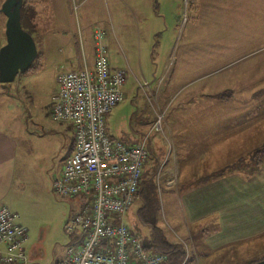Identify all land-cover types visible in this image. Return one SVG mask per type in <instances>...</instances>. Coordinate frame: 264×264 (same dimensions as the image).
Segmentation results:
<instances>
[{
    "label": "rangeland",
    "instance_id": "rangeland-1",
    "mask_svg": "<svg viewBox=\"0 0 264 264\" xmlns=\"http://www.w3.org/2000/svg\"><path fill=\"white\" fill-rule=\"evenodd\" d=\"M30 1L36 12L34 17L27 15L25 24L33 23L32 36L39 45L41 30L50 36L59 31L77 34L83 29L87 55L91 56L95 53V24L104 31L108 57L112 64L126 72V90L134 92L127 98L125 95V102L116 110L112 120L113 137L129 142L130 138L149 135V146L165 161L169 159L167 139L183 160L194 155L183 149L210 144L205 138L191 136L195 130L217 129L220 134L243 135L248 129H256L264 134L263 121L259 119L264 115L262 1L255 4L257 0H151L142 15L136 17L127 14V4L122 3L123 15L117 18L108 4L104 5L97 22L98 18H89L88 10L84 13V7L78 11L72 6L71 18L64 16V22L60 23L55 0ZM38 13L40 22L44 21L39 30ZM48 43L51 53H45L39 72L19 75L4 86L5 89L0 86V97L9 93L16 98L11 109H4V113L8 122L14 123L13 131L19 130L18 165L19 171L20 164L21 171L22 165H26V179L22 177L21 190L13 192L11 210L28 229L25 248L29 264H58L67 255L68 247L82 235L80 229L73 233L66 229L68 221L80 210L81 199L60 197L52 190L53 179L65 164L74 129L70 123L52 117L55 79L64 70L57 51L52 53V49L67 44V40H48ZM39 50H43L41 45ZM163 74L165 77L159 84L154 81ZM220 94L225 96L219 98ZM210 113L219 118H190L194 114ZM159 115H164L162 130H151ZM170 128L174 132L172 138ZM240 155L247 163L249 158L244 152H229L228 160L235 163ZM257 155L263 156L264 151ZM173 158L172 154L171 161ZM163 174L164 170L158 172L159 220L162 219L159 226L173 233L174 224L182 216L177 195L173 189H165L168 186L162 182ZM147 207L143 214H136L138 223L144 232L147 230L152 237L157 236L150 231ZM128 216L127 225L142 238L146 237V233L134 227L133 216ZM175 240L185 246L182 238Z\"/></svg>",
    "mask_w": 264,
    "mask_h": 264
},
{
    "label": "crops",
    "instance_id": "crops-1",
    "mask_svg": "<svg viewBox=\"0 0 264 264\" xmlns=\"http://www.w3.org/2000/svg\"><path fill=\"white\" fill-rule=\"evenodd\" d=\"M5 1L6 0H0V49L6 44L5 31L7 17L2 12V6ZM55 1L59 23L64 22V16H70L71 12H73L72 6L78 8V11L80 8L84 7V13L88 10L89 18H98L96 20L97 22L101 19L100 12L104 5H111L114 9L115 17L117 18L118 16L122 17L123 15L122 3L127 4V14L129 13L132 17L142 15L151 3V0ZM258 1H262L264 5V0H257L255 4H257ZM36 9L37 12H40L39 7ZM39 14L40 13H38L37 16ZM39 17L40 16H38V18ZM43 23L44 21H41L37 24L38 30L40 29V26L42 27ZM96 27L97 25L95 24L94 28L96 29ZM38 33L39 40H41L40 45L43 50H39L40 45L38 42H36V45L38 54L42 56V67L44 65L45 53H51L48 40L54 42L57 40H67V44H61L57 46L58 48L54 50L52 49V53L57 51L59 56L58 61L61 67H63L64 70H80L84 67H89L90 69L94 68V54L91 56L87 55L85 33L83 29L81 32H77V34L76 32H71L70 34L64 31H59L48 36L44 30L39 31ZM113 64L111 62L113 68H121ZM164 77L165 75L163 74L160 78H154V81H158L159 84ZM57 78L58 76L55 79L56 87L52 92V96L58 89ZM149 84H151V87L154 86L152 82ZM169 84L170 83L168 82V88ZM0 86L5 89V85L1 82ZM124 93L126 98L134 94L132 91H127L125 86ZM15 99L16 98L12 97L9 93L0 97V206L5 205L10 209L13 192L20 191L21 188L19 189V184L22 183L21 179L22 177L26 179V165H22L24 176L23 171H21V164L20 171L18 165L21 143L17 137L19 130H15V132L13 131L12 126H14V123L12 121L9 123L4 113V109H11L10 107L13 106ZM125 100L116 106L107 118L108 134L113 139L120 140L113 137L111 134L112 129H114L112 120L116 114V110L120 108ZM185 117L186 115L183 116V118ZM190 118L193 120H203L205 118L217 120L219 115L214 113L206 115L194 114ZM228 118L230 119V117ZM223 119H225V117ZM259 119L263 121L264 125V115H261ZM9 120L14 119L9 117ZM15 121H17L16 127L18 128V117H16ZM70 126L72 127V125ZM115 130L119 131L118 129ZM194 132L195 133L191 134V136H196L202 140L205 138L210 144L206 147L197 146L183 149V152L188 151L194 153L192 156L185 157L184 160L181 156H178V150H175V147V151L172 149L173 145L168 142L169 139H167V141L165 140L169 147L168 160L164 161L161 155L154 154L153 150L155 148L153 149V147L149 146L150 159L145 165L143 176L147 177V174H153L150 171L152 163L154 160H160L161 163L155 174L156 176L155 178L151 176V178L157 183L158 180H160L158 172L164 170L162 182L168 186L165 187L166 190L170 191L173 189L177 195L175 198L178 200L182 216L181 219L177 220L174 224L176 230L173 229V234L159 226L160 221H162L161 218V220H159L160 208L158 207V210L155 211L156 227L163 231L165 238L170 243L180 245L178 242H175L176 237L185 240V246L182 247V250L186 252V255L178 259L176 257L173 258L168 256L167 261L164 264H253L263 260L264 155H257V152L264 151V134H262L260 130L258 133L256 129H248L243 135L232 132L220 134L217 129L214 131L212 129L195 130ZM118 134L121 135L122 133L118 132ZM169 134L172 138L174 135L172 128L169 129ZM144 136L141 137L140 135V138L134 140L130 138L128 140L129 142L125 143L136 144ZM74 146L75 136L67 157L72 152ZM157 150H159V148H157ZM229 152H244L249 159L246 163L240 155L239 160H235V163L231 162V160H228ZM172 154L174 158L171 161ZM222 157L225 159H221ZM213 163L215 166L211 167V164ZM172 177L177 186H170L169 188V183ZM23 184L24 183L21 185ZM142 206L143 202L141 196H138L128 214L132 215L135 220L134 227H136L138 231L146 233V238L152 241L154 236L152 237L151 233L148 234L147 230L144 232V229L141 228L140 225V227H138V216L136 214L139 215V209H141ZM128 214L127 217H129ZM150 231L153 232L152 227ZM134 233L137 232L134 231ZM81 240L82 235L80 236V239H76L74 243L78 244ZM65 258L58 264H62Z\"/></svg>",
    "mask_w": 264,
    "mask_h": 264
},
{
    "label": "built area",
    "instance_id": "built-area-1",
    "mask_svg": "<svg viewBox=\"0 0 264 264\" xmlns=\"http://www.w3.org/2000/svg\"><path fill=\"white\" fill-rule=\"evenodd\" d=\"M94 37V68L62 70L52 96V117L70 123L75 136L52 190L60 197L81 199L66 229H80L82 240L68 247L62 264H164L168 256L147 251L127 225L150 159V136L136 144L109 136L107 116L125 99L127 75L112 67L104 31L96 27ZM163 119L157 116L151 130H162ZM170 184H175L173 177ZM27 241L28 229L18 214L0 206V264H29Z\"/></svg>",
    "mask_w": 264,
    "mask_h": 264
},
{
    "label": "water",
    "instance_id": "water-1",
    "mask_svg": "<svg viewBox=\"0 0 264 264\" xmlns=\"http://www.w3.org/2000/svg\"><path fill=\"white\" fill-rule=\"evenodd\" d=\"M24 0H6L2 12L7 17L6 44L0 49V82L7 86L28 71L38 57L34 37L21 22Z\"/></svg>",
    "mask_w": 264,
    "mask_h": 264
},
{
    "label": "trees",
    "instance_id": "trees-1",
    "mask_svg": "<svg viewBox=\"0 0 264 264\" xmlns=\"http://www.w3.org/2000/svg\"><path fill=\"white\" fill-rule=\"evenodd\" d=\"M35 12L36 11H35V7L33 5V2L30 0H24L23 6L21 9V22H22L23 28L26 31H28L31 35H33L34 25L32 22H30V23L28 22V25L26 26L25 19H26L27 15H31L34 17ZM41 68H42V56L40 54H38V57H37L36 61L34 62V64L32 65V67L28 71H26L25 73L39 72L41 70ZM223 96H225V95L224 94L218 95L219 98H222ZM108 116H107V118H108ZM149 150H150V148H149ZM151 153H152V151H151ZM160 163H161L160 160H158V159H157V161L154 160V162L152 163V168L151 169L149 168L153 174H149V175L147 174V177L143 176L139 191L137 192V194L135 196V200L138 198V196H141V199L143 202L142 208L139 209V215L143 214V211L148 206L147 211H145V213L147 212V215L149 216L147 221L150 223L151 227L153 228L154 235L157 234V236H154V239L152 241H150L145 236H144V238H142L140 233H138V232L134 233L135 230L133 231L130 227H129V229L141 239V241H142V243H143V245L147 251H149L151 253H164L167 256H170L173 258L176 257L178 259L180 257L185 256L186 252L182 250V246L170 243L165 238L163 231L160 230L159 228H157L156 224H155V219H156L155 211L158 210V207L160 206V201H159V192L157 190L158 185L151 178V176H153L155 178V176H156L155 174L159 168ZM135 200H134V202H135ZM138 225H139V223H138ZM253 264H264V259L261 261L255 262Z\"/></svg>",
    "mask_w": 264,
    "mask_h": 264
},
{
    "label": "flooded vegetation",
    "instance_id": "flooded-vegetation-1",
    "mask_svg": "<svg viewBox=\"0 0 264 264\" xmlns=\"http://www.w3.org/2000/svg\"><path fill=\"white\" fill-rule=\"evenodd\" d=\"M108 50V49H107Z\"/></svg>",
    "mask_w": 264,
    "mask_h": 264
}]
</instances>
